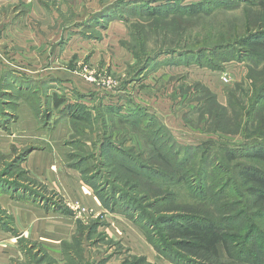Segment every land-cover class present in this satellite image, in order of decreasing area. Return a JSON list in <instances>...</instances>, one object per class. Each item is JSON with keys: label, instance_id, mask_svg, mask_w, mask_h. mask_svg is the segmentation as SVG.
Segmentation results:
<instances>
[{"label": "rangeland", "instance_id": "1", "mask_svg": "<svg viewBox=\"0 0 264 264\" xmlns=\"http://www.w3.org/2000/svg\"><path fill=\"white\" fill-rule=\"evenodd\" d=\"M214 2L0 0V264H264V221L251 216L262 204L245 203L234 171L264 164L222 160L264 136V103L254 123L243 116L264 62L236 43L264 30V14L256 0ZM171 3L202 9L149 14ZM219 45L231 48L198 54ZM76 107L90 117L70 116ZM137 110L149 118L129 125ZM168 139L210 157L215 185L231 179L227 197L200 205L166 183ZM198 214L231 219L229 251L179 247L168 225Z\"/></svg>", "mask_w": 264, "mask_h": 264}, {"label": "trees", "instance_id": "2", "mask_svg": "<svg viewBox=\"0 0 264 264\" xmlns=\"http://www.w3.org/2000/svg\"><path fill=\"white\" fill-rule=\"evenodd\" d=\"M257 7L260 9L262 15L264 14V0H256ZM165 5L164 7L155 8V6H151L150 15H158V14H166L169 15L171 11H176L177 13H187L194 14L197 10H201V5H179L175 4ZM228 0H215L213 6H227ZM145 8H149L145 6ZM164 9V10H162ZM169 11H165V10ZM199 12V11H198ZM237 44L243 45L247 48L251 47L254 50L251 52V55H248L247 58L250 59L254 63L264 62V30H260L256 33L249 34L246 38H242L239 41H236ZM222 45L212 48L210 51L207 49L199 50L198 54L203 55L209 53L211 57L217 58L218 52H226V49ZM179 57H183L184 54L177 53ZM190 54V53H187ZM209 64H211L209 62ZM212 66V65H211ZM264 103V84H261L253 93L252 98L250 99V106L247 111H243V116H245L246 121L245 124L252 122L254 123L256 120L255 113L258 110V106ZM70 108V106H69ZM72 108V107H71ZM97 113H100L99 111ZM70 116H78L82 119L86 117H90L87 111H83L81 108H74L70 112ZM256 117V118H255ZM100 118V117H99ZM99 118H97L99 120ZM141 118H149L147 114H145L142 110H137L135 113H130L126 117L125 120H128L129 125L134 126L136 122ZM153 126L150 125V121L147 123L146 129H152ZM156 133V131L153 130ZM160 134V133H157ZM151 135V134H150ZM263 138L257 140H251L246 144L239 145L237 147L226 148L224 149V157L222 160H227L228 162H233L236 159L240 158H249L254 161L260 162L264 164V136ZM172 139V138H171ZM168 139L165 147L170 151H173L174 157L177 156V161L173 165H171L169 161V167H165L166 171H162L164 174V181L169 184H177L176 186L183 185L188 191L190 190L193 195V201L197 204L201 205V197L207 198L208 202L214 204L219 201L222 196L227 197V190L231 185V179H228L225 184L216 183L215 178L211 177L209 172L210 164L209 158H205V156L201 158H197L195 153L192 151L196 149H181L180 151L177 144H174L173 141ZM152 147V146H151ZM150 147V148H151ZM159 161L164 164L166 156L163 155L161 151L158 153ZM172 162V161H171ZM125 165V164H124ZM224 168L223 163L220 165ZM145 170H142V173L149 178L150 180L156 181L159 177L163 175L157 171L155 176H150V172H156V169H147L151 168V166L146 165ZM179 170L177 173L172 170ZM148 170V171H147ZM169 171V172H167ZM234 171H236V177L240 180V188L244 194L247 196V200L245 203L247 205L256 206L258 204H262V208L257 210V214H251L253 218L262 219L264 221V172L250 165H242L238 163L234 166ZM167 177V178H166ZM174 178H176L174 180ZM195 185H197L195 187ZM221 196V197H219ZM196 204V205H197ZM181 219V220H178ZM171 220L173 221L170 225H168L167 229L171 231V237L175 238L179 242V247L181 249H187L192 252L201 253L202 257H219L220 250L223 249L225 251H229L230 247V235L225 233V228L227 224L231 221L229 217H224L219 221H214L209 216L204 214H198L191 218L184 219L178 218ZM233 225H229L231 228ZM251 235H248L245 238H238V241L247 246L250 244ZM236 243L234 239L232 241V245ZM260 246L264 248V240L261 241ZM199 255V254H198ZM240 261L247 260L248 257L245 258L244 254H237V259ZM177 264H182V259L179 260ZM252 262V260H251Z\"/></svg>", "mask_w": 264, "mask_h": 264}]
</instances>
